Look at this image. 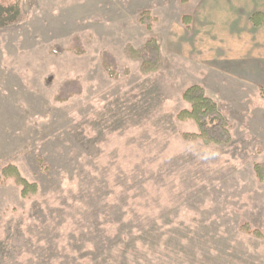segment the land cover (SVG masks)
<instances>
[{"label": "rangeland", "instance_id": "obj_1", "mask_svg": "<svg viewBox=\"0 0 264 264\" xmlns=\"http://www.w3.org/2000/svg\"><path fill=\"white\" fill-rule=\"evenodd\" d=\"M13 6L0 28V264H264V27L249 22L264 0H0V13ZM75 36L84 55L55 53ZM151 37L161 63L144 75L125 49ZM74 79L83 94L57 103ZM194 85L228 145L183 140L199 132L178 119ZM8 166L38 194L23 199Z\"/></svg>", "mask_w": 264, "mask_h": 264}, {"label": "trees", "instance_id": "obj_2", "mask_svg": "<svg viewBox=\"0 0 264 264\" xmlns=\"http://www.w3.org/2000/svg\"><path fill=\"white\" fill-rule=\"evenodd\" d=\"M20 15V9L18 6L11 8H2L0 13V28H5L16 22ZM257 14H254L250 21L256 27L262 24L256 21ZM141 23L151 31L153 25L151 23L150 14L145 11L141 17ZM183 24L186 29H191V16H184L182 18ZM54 51L57 55H63L67 52H71L74 55L82 56L86 53L82 40L79 36H75L68 49L55 45ZM127 57L135 60H140L141 72L144 75H148L158 71L161 63L160 58V45L155 37H151L145 44L142 50H135L131 46H127L125 49ZM102 65L106 70L110 78H117L118 64L116 58L109 52H103ZM83 94V85L79 79L66 80L60 87L58 93L55 96V101L60 104L67 103L75 97H80ZM183 100L190 105L189 110H184L179 113V121H193L198 126V133H184L182 138L186 142L200 141L205 145H228L232 141V134L230 127L219 110L215 101L209 98L205 89L202 86L194 85L189 87L183 94ZM256 177L260 182H264V167L262 165H256L255 168ZM3 179L14 180L21 191V197L23 199H29L30 197L38 194V185L30 183L26 180L18 168L14 166H8L2 170ZM244 230L250 233V228L244 226ZM260 236V233H254Z\"/></svg>", "mask_w": 264, "mask_h": 264}, {"label": "crops", "instance_id": "obj_3", "mask_svg": "<svg viewBox=\"0 0 264 264\" xmlns=\"http://www.w3.org/2000/svg\"><path fill=\"white\" fill-rule=\"evenodd\" d=\"M262 8V7H261ZM257 14L258 16H256V21L260 24H262L259 27H256L252 24V22H250V18L254 15ZM249 22L251 23L252 27L256 30H260L264 27V8L262 9H258L256 12H254L250 17H249Z\"/></svg>", "mask_w": 264, "mask_h": 264}]
</instances>
